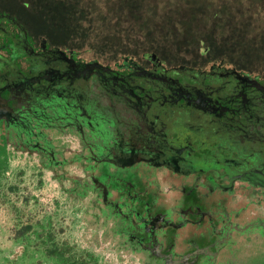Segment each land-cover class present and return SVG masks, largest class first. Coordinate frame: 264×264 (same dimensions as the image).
Returning a JSON list of instances; mask_svg holds the SVG:
<instances>
[{
    "label": "flooded vegetation",
    "instance_id": "obj_1",
    "mask_svg": "<svg viewBox=\"0 0 264 264\" xmlns=\"http://www.w3.org/2000/svg\"><path fill=\"white\" fill-rule=\"evenodd\" d=\"M27 5L0 0V264H264V67L85 59Z\"/></svg>",
    "mask_w": 264,
    "mask_h": 264
},
{
    "label": "rangeland",
    "instance_id": "obj_2",
    "mask_svg": "<svg viewBox=\"0 0 264 264\" xmlns=\"http://www.w3.org/2000/svg\"><path fill=\"white\" fill-rule=\"evenodd\" d=\"M22 1L28 4V8H33L34 0ZM144 1L148 16L143 18L148 19V26L143 19L127 14L126 8L121 7L117 0H110L113 7L107 10L103 0H92L88 3L92 13L66 21L69 28L64 30L68 42L76 49L84 50L85 59L96 57L108 61L119 53L140 56L142 52L155 51L167 62L175 63L192 61L196 57L206 58L218 51L232 61L240 59L238 61L246 63L245 66L258 57L256 61L259 64L251 66L258 69L264 67V51L257 52L259 45L264 46V0ZM191 16L194 17L191 22L186 20L182 23L183 17L189 19ZM200 39L205 41L206 46V41H212L209 51L204 52L205 47L198 45ZM29 202L37 206L30 208L36 212L34 215L40 216L39 213L46 211L45 206L40 204L41 200L37 201V205L34 199ZM69 221L55 219L60 238L66 237ZM0 245L4 246L1 241Z\"/></svg>",
    "mask_w": 264,
    "mask_h": 264
},
{
    "label": "trees",
    "instance_id": "obj_3",
    "mask_svg": "<svg viewBox=\"0 0 264 264\" xmlns=\"http://www.w3.org/2000/svg\"><path fill=\"white\" fill-rule=\"evenodd\" d=\"M91 1L92 0H34L33 3H34V6H36V8L34 6L33 8H35V11L37 15L39 16L37 17L39 19L40 18L42 19L41 21H44L50 24L54 23L56 26H54V24L53 26L55 28L57 27V29H59L61 34L67 37V33L64 30V28L66 29L69 28L68 27L69 25L66 21L72 18L74 20H77L78 18L84 17L86 14L92 13L90 10L91 7L89 5ZM117 1L121 7L126 8L127 14L133 16L134 18L143 19L144 20L143 23L146 24V26H148V22H149L147 21L148 19L143 18L144 16H148V13L147 11H145V8H144L145 7L144 0H117ZM103 3L105 4L104 6L106 10L113 7V4L110 2V0H103ZM202 7L206 11L204 5H202ZM242 14L244 15L247 13L242 12ZM104 15L105 14H103L102 16ZM118 16L121 17V14L119 13ZM193 18H194L193 16H191L189 19L183 17L182 23H185L186 20H189L191 22ZM146 31H149V30L147 29ZM206 42H207V46L205 45V41L201 39L198 42V45L205 47L204 52H207L209 51V49H211L210 44L212 43V41L210 42L206 41ZM263 51H264V46L259 45L257 52L262 53ZM201 54H203L202 48H201ZM211 56H221V57H225L231 60V58L227 57L226 55L220 54L218 51H216L214 55L211 54ZM239 58H243V57H239ZM257 58L258 57L255 58L254 62H256ZM238 60L237 61L234 60V61L237 62L239 66L245 67L244 64L246 63H244L243 61H238ZM251 64L252 63H249L248 66H251Z\"/></svg>",
    "mask_w": 264,
    "mask_h": 264
}]
</instances>
